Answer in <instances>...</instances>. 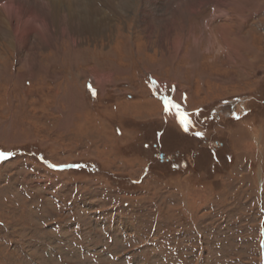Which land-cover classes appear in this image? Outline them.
<instances>
[{"label": "rangeland", "instance_id": "obj_1", "mask_svg": "<svg viewBox=\"0 0 264 264\" xmlns=\"http://www.w3.org/2000/svg\"><path fill=\"white\" fill-rule=\"evenodd\" d=\"M41 1L0 11V264H264V0Z\"/></svg>", "mask_w": 264, "mask_h": 264}, {"label": "bare ground", "instance_id": "obj_2", "mask_svg": "<svg viewBox=\"0 0 264 264\" xmlns=\"http://www.w3.org/2000/svg\"><path fill=\"white\" fill-rule=\"evenodd\" d=\"M1 2L2 1L0 0V11L1 12H4V10H7V9L16 11L17 8L22 7V4L20 2L14 5L15 0H8L7 2L8 4H5V5H3V3ZM94 2L95 0H73V3L70 6H72V9H75V14H72V13L67 14L64 11V9L55 0H42L41 1V3H44V5L46 6L47 12H53L60 19L61 22H63L65 25L71 26L73 34L77 37L95 36L94 33L102 34L103 32L107 31V29L109 28L107 24L103 23L107 19L108 15L102 9L100 10L98 6L93 5L92 3ZM186 2H185V10H187L188 13H193L194 12L193 10L196 7L197 8L199 7V5H197L199 1L195 0L193 3H189V4H186ZM127 3H128V0H103L102 1V4L104 5L105 8H108L112 11L115 10L116 12L115 11L114 12L116 14L122 11L125 8ZM31 5L32 4H28V7H30ZM182 10L183 9H181V13H183ZM173 31L174 30L171 29V32ZM3 32L5 35V39L9 43L12 42V39L8 35V33L5 31Z\"/></svg>", "mask_w": 264, "mask_h": 264}, {"label": "flooded vegetation", "instance_id": "obj_3", "mask_svg": "<svg viewBox=\"0 0 264 264\" xmlns=\"http://www.w3.org/2000/svg\"><path fill=\"white\" fill-rule=\"evenodd\" d=\"M241 99L242 98H240V97H233L231 99H225V100H223L221 102V106L219 107L218 116H221L222 115L223 117L224 116L225 117L227 116V117L233 119L241 111V108H240V106L242 104ZM212 111L215 113L214 110H212ZM182 155L183 154H180V152H173L172 155L169 157V156H167V153L166 152L165 153L164 152H160L158 154V158L161 161L170 162V161H174L175 159L181 157Z\"/></svg>", "mask_w": 264, "mask_h": 264}, {"label": "snow or ice", "instance_id": "obj_4", "mask_svg": "<svg viewBox=\"0 0 264 264\" xmlns=\"http://www.w3.org/2000/svg\"><path fill=\"white\" fill-rule=\"evenodd\" d=\"M89 91L92 93L93 96L96 95V90L92 87L91 84L88 85ZM164 106H165V111H169L171 109H177L178 111L180 110L181 106L176 103L175 101L172 100V98L170 97H164ZM180 123L181 126L183 127L184 131L187 132L189 131L190 126L192 125V121L190 118V114L187 112H184L181 116L180 119ZM195 135L197 137H202L203 133L201 132H196ZM10 155L9 153H4L2 150H0V159H2L3 157ZM53 168H65V167H69V165H56L53 164L51 165ZM72 167H79V165H72Z\"/></svg>", "mask_w": 264, "mask_h": 264}]
</instances>
